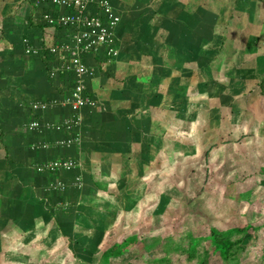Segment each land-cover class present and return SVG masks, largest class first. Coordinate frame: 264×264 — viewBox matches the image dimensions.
Segmentation results:
<instances>
[{
  "label": "rangeland",
  "instance_id": "rangeland-1",
  "mask_svg": "<svg viewBox=\"0 0 264 264\" xmlns=\"http://www.w3.org/2000/svg\"><path fill=\"white\" fill-rule=\"evenodd\" d=\"M159 1L150 42L136 40L129 71L113 70L123 40L116 56L98 61L101 85L111 86L103 99L136 97V107L150 111L151 132L130 133L126 171L114 172L119 180L112 176L97 196L76 201L81 219L67 218L78 237L63 236L59 250L49 221L59 210L41 198L54 197L51 187L27 157L4 146L23 134L5 130L11 134L2 139L0 132L3 264H264V28L252 23L264 14H229L205 0L194 22L172 27L165 18L157 23ZM118 185L119 196L111 195ZM154 186L161 193L143 199L150 206L136 202ZM71 188L77 192L70 185L60 194ZM129 204L141 219L126 215ZM211 232L227 242L206 254L201 246Z\"/></svg>",
  "mask_w": 264,
  "mask_h": 264
},
{
  "label": "crops",
  "instance_id": "crops-1",
  "mask_svg": "<svg viewBox=\"0 0 264 264\" xmlns=\"http://www.w3.org/2000/svg\"><path fill=\"white\" fill-rule=\"evenodd\" d=\"M110 1L115 10L119 13L121 12V21L116 32L120 43L118 42L117 45L121 44V40H123L124 45L120 47L122 48L121 53L113 66V70L119 74L121 69L130 70V62L134 52H136V40L150 42L149 36L150 34L152 36L153 32H150L147 26H151L153 23L151 10L153 6L162 5V3L159 0ZM164 1L165 6L159 7L155 13V18L158 19L157 23L159 24L165 18L164 21L170 20V25L175 27L174 24L178 26L194 22L197 18V13L194 12V9L197 12L201 3L205 0ZM221 1H224V3L228 2L226 3L228 7L224 3L219 4ZM210 5L219 11L222 8L223 12L224 9H227L229 14L240 15L243 13L242 17L248 16L249 10V17L253 16L256 10L257 15L264 14V0H211ZM168 11L170 12L168 13ZM38 13L33 0H0V132H19L20 136L23 134L20 138L17 136L14 139L13 137V140L4 146L9 144L8 152H14L16 155L23 154L27 157L28 166L35 170V174L42 175L41 182H43L42 185L44 187L47 188L48 186L50 188L60 183L62 176H66L68 186L77 187L75 190L77 192H74V188H71L68 191L69 194L65 193L63 195H58L55 190L50 188L54 197H41L52 200L59 210V212L55 211L54 213L56 220L52 217L49 219L52 224H50V229L55 227L60 234H54L55 244L63 236L78 237L74 233L75 223L72 221L74 217L81 219L76 214L75 208L80 207L76 201L78 199L88 200L97 196L98 192H101L102 187H105V183L111 181L112 176H115L114 179L116 180L120 179L114 172L121 171L125 173L126 171V161H129V157L125 160L123 154L128 152V147L133 142L130 139V136H132L130 133L136 131L146 132L144 130L151 132L152 121L148 117L150 112L148 109L136 107L138 103L136 97L130 100L129 97L116 93L115 96H110L111 100H104L107 89L111 86L110 82L105 83L104 87L101 85L103 79L99 78L100 76L98 75L101 71H104L105 67L102 62L98 63L101 60V55L98 54L93 57L95 76L93 81L89 82V88L100 106L84 109L80 114V123L71 129L67 128V111L62 106L54 111L47 112L43 116L60 125L61 130L58 131V136L70 135L76 138L72 146L61 153L62 155L68 154L77 157L79 162L77 169L67 172H38L36 169L37 164L42 163L48 157L50 158L60 153L56 150L52 152H43L41 150V137L39 139V135L29 129V124L35 116L26 101L31 98L52 100L67 94L63 78H49L46 65L47 57L31 56L24 53V44L27 42L40 44L41 42H52L58 38L57 29L47 27L42 22L37 21ZM169 17L170 19H168ZM189 17L194 19L188 20ZM254 19L255 26L264 28V15L258 18L254 14L252 23ZM236 23L239 24V22ZM135 31L137 33L134 36ZM148 49L152 48L148 47ZM260 68L264 71V63L259 64ZM21 99H24L25 102L24 100L21 101ZM22 104L28 107L25 108ZM26 126L29 131L24 130ZM10 132H6V136L1 138L6 137L7 139L9 137L8 134H11ZM5 152L7 151L5 150ZM152 184L153 182L148 183L150 186ZM119 186L114 188L116 191H113L111 195L119 196ZM160 191V188L156 190V186H154L151 194L150 189L146 190L145 195L136 200V202H143L146 204L145 206H150V203L143 201V199L146 197L148 201L152 199L153 202ZM136 207V205L129 204L130 212L126 215H130L132 219L133 216L141 219V215L136 213ZM148 208L150 210V207ZM72 214H76V216L67 218L72 216ZM59 215H63L65 218L64 222L60 221ZM58 224L60 226H57ZM135 231L132 233L134 234L133 241H135L136 237ZM79 232L80 236H83L82 230ZM84 237L86 236L84 235ZM4 243L0 242V264H3L2 259H5L2 257V250L6 249ZM60 243L57 242L56 244L57 250L61 248ZM117 248L118 245L116 246ZM54 255L57 254L55 253Z\"/></svg>",
  "mask_w": 264,
  "mask_h": 264
},
{
  "label": "built area",
  "instance_id": "built-area-1",
  "mask_svg": "<svg viewBox=\"0 0 264 264\" xmlns=\"http://www.w3.org/2000/svg\"><path fill=\"white\" fill-rule=\"evenodd\" d=\"M38 10L37 21L57 29V40L52 42L25 43L24 53L47 57L49 78H63L66 95L60 98L26 101L34 114L29 129L41 137L43 152L58 151L60 154L48 157L37 164L40 172L70 171L77 169V157L63 154L76 138L58 136L61 130L56 122L44 118L49 112L63 107L67 111V128L80 123L84 109L97 108L99 102L89 88L90 79L95 76L93 57L105 53L116 56L119 38L115 27L121 17L114 10L110 0H33ZM62 93V92H61ZM40 141V140H39ZM66 176L51 187L57 193H64L68 184ZM78 180V179H77Z\"/></svg>",
  "mask_w": 264,
  "mask_h": 264
},
{
  "label": "trees",
  "instance_id": "trees-1",
  "mask_svg": "<svg viewBox=\"0 0 264 264\" xmlns=\"http://www.w3.org/2000/svg\"><path fill=\"white\" fill-rule=\"evenodd\" d=\"M224 242H227V238H223L222 235L211 232L209 239L206 242L204 241L201 247L206 249V254H209L215 251L216 248Z\"/></svg>",
  "mask_w": 264,
  "mask_h": 264
}]
</instances>
